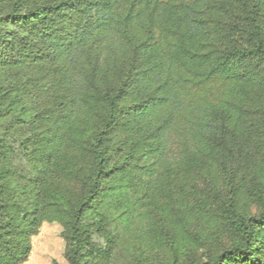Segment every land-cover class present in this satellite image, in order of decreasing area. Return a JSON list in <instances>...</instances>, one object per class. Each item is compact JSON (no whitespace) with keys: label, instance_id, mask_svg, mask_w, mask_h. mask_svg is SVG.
<instances>
[{"label":"rangeland","instance_id":"1","mask_svg":"<svg viewBox=\"0 0 264 264\" xmlns=\"http://www.w3.org/2000/svg\"><path fill=\"white\" fill-rule=\"evenodd\" d=\"M55 1L24 0L19 12ZM12 3L0 0V16ZM68 18L70 11L58 25ZM29 32L0 24V264H200L240 240L225 210L232 205L248 217L264 208V60L253 64L259 83L241 128H228L226 147L162 188L146 184L140 161L120 165L138 138L115 127L105 141L113 171L72 234L74 209L86 193L81 180L93 165L87 148L104 108L81 144L71 145L63 127L68 93ZM230 37L229 45H249L238 31ZM40 210H51L50 219H39Z\"/></svg>","mask_w":264,"mask_h":264},{"label":"trees","instance_id":"2","mask_svg":"<svg viewBox=\"0 0 264 264\" xmlns=\"http://www.w3.org/2000/svg\"><path fill=\"white\" fill-rule=\"evenodd\" d=\"M23 1L13 0L0 24L29 29L56 64L68 93L67 141L80 145L104 108L87 148L93 165L81 180L86 193L74 209L72 234L113 171L105 141L115 127L138 138L120 165L140 161L152 189L191 172L226 147L228 128H241L259 83L253 64L264 60V0H58L19 12ZM66 11L73 19L61 28ZM235 31L248 46L228 44ZM50 211L40 210L39 219H50ZM225 213L240 240L200 264H264V208L243 217L229 205Z\"/></svg>","mask_w":264,"mask_h":264}]
</instances>
